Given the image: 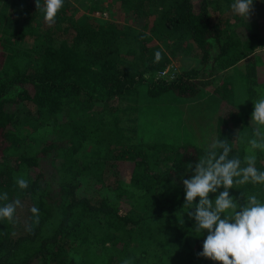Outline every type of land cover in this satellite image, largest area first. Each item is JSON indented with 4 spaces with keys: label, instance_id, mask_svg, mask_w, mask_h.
Instances as JSON below:
<instances>
[{
    "label": "trees",
    "instance_id": "16d2710c",
    "mask_svg": "<svg viewBox=\"0 0 264 264\" xmlns=\"http://www.w3.org/2000/svg\"><path fill=\"white\" fill-rule=\"evenodd\" d=\"M234 2L64 0L49 25L45 0L39 9L36 0H0V195L8 196L0 206L22 204L14 221L0 220V264H221L198 255L208 232L196 231L184 207L181 177L216 140L228 139L230 158L245 166L254 129L264 131L251 123L264 93V0H253L261 17L248 19ZM208 89L222 107L210 145L189 110L190 134L180 139L141 138L137 117L123 123L122 112L142 108L143 96ZM120 96L131 103L113 106ZM254 152L264 171V151ZM116 159L126 160L125 177ZM86 179L93 184L84 187ZM229 191L241 204L242 192L264 202V184Z\"/></svg>",
    "mask_w": 264,
    "mask_h": 264
},
{
    "label": "clouds",
    "instance_id": "9594fccd",
    "mask_svg": "<svg viewBox=\"0 0 264 264\" xmlns=\"http://www.w3.org/2000/svg\"><path fill=\"white\" fill-rule=\"evenodd\" d=\"M38 9L39 0H36ZM64 0H45L43 9L45 21L51 25L55 22L57 13L62 8ZM232 10L243 17H248L253 11V0H235ZM163 59L162 52L155 53V62ZM147 78V75H146ZM264 126V93L254 101V111L251 114V123ZM250 150L242 161L239 156L230 158L232 151L228 139L216 140L205 155L198 160L190 178H183L185 189L184 207L190 218H194L196 231L207 230L208 234L203 241V251L199 256L219 261L221 264H264V202L256 195H245L243 204L230 195V189L237 185L264 184V171L255 167L256 155L254 150L264 151V131L261 127L254 129V138L249 140ZM220 149L222 151H217ZM16 183L21 189L29 187V182L23 177H17ZM223 188V191L220 189ZM210 193H218L211 199ZM199 202L196 203V198ZM7 193L0 195V200H7ZM18 207H22L19 198L0 206V220L14 221V214ZM36 223L39 222V209L33 206L30 209ZM31 231V227H28ZM123 264H130L124 260Z\"/></svg>",
    "mask_w": 264,
    "mask_h": 264
},
{
    "label": "rangeland",
    "instance_id": "374dc122",
    "mask_svg": "<svg viewBox=\"0 0 264 264\" xmlns=\"http://www.w3.org/2000/svg\"><path fill=\"white\" fill-rule=\"evenodd\" d=\"M99 14L104 17L110 15L108 10L103 11L102 13L98 11L97 15ZM262 14L263 12L258 8V10L253 11L249 17L258 18L261 17ZM180 64L181 62L176 60L175 62L170 63L168 67L170 69H166V74L162 73V75H165L167 79L175 77L176 69H179ZM231 73L233 75L235 74V71L230 70L228 73H225L224 76L230 75ZM143 99L146 101H143L142 108H130L122 112V117L124 119L123 123L127 122V124H129L130 117H137L136 126L139 129L138 133L141 138L165 136L170 139H180L183 138L185 133L189 135V128L185 127V123H187L185 111L189 110L191 115L194 116L193 118L199 120V123L203 128L205 142L208 145L211 144L213 120L215 115L222 110V107L219 105L217 95L211 93L210 89L197 97H176L173 100L167 98L165 100L153 101L146 96H143ZM147 99H149V101ZM126 102H129V98L120 96L114 98L112 104L113 106H117ZM183 110L184 112L182 113ZM108 113L109 111H107L106 114ZM114 163L120 165L122 169V171H120L121 176L125 177L129 173L126 160L116 159V162ZM112 169H114V167ZM106 176L107 181L110 183L114 176L110 173H107ZM91 184H93L92 179H86L84 187H88ZM126 199H130L129 196ZM125 202L128 204L126 200Z\"/></svg>",
    "mask_w": 264,
    "mask_h": 264
},
{
    "label": "built area",
    "instance_id": "2783aa9c",
    "mask_svg": "<svg viewBox=\"0 0 264 264\" xmlns=\"http://www.w3.org/2000/svg\"><path fill=\"white\" fill-rule=\"evenodd\" d=\"M164 72H166V70Z\"/></svg>",
    "mask_w": 264,
    "mask_h": 264
}]
</instances>
